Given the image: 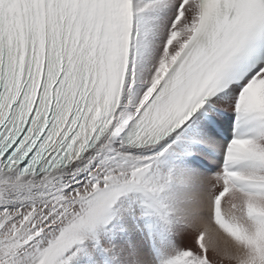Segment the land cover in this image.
<instances>
[{"label": "snow or ice", "instance_id": "6c2138e0", "mask_svg": "<svg viewBox=\"0 0 264 264\" xmlns=\"http://www.w3.org/2000/svg\"><path fill=\"white\" fill-rule=\"evenodd\" d=\"M0 264H264V0H0Z\"/></svg>", "mask_w": 264, "mask_h": 264}]
</instances>
